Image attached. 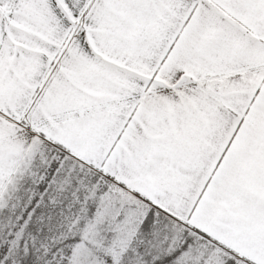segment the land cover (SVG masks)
Wrapping results in <instances>:
<instances>
[{"label":"snow or ice","instance_id":"1","mask_svg":"<svg viewBox=\"0 0 264 264\" xmlns=\"http://www.w3.org/2000/svg\"><path fill=\"white\" fill-rule=\"evenodd\" d=\"M0 264H264V0H0Z\"/></svg>","mask_w":264,"mask_h":264}]
</instances>
